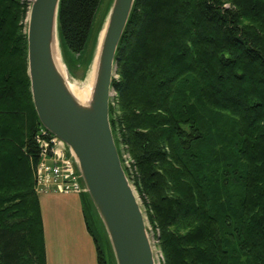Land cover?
Returning a JSON list of instances; mask_svg holds the SVG:
<instances>
[{
	"label": "trees",
	"instance_id": "16d2710c",
	"mask_svg": "<svg viewBox=\"0 0 264 264\" xmlns=\"http://www.w3.org/2000/svg\"><path fill=\"white\" fill-rule=\"evenodd\" d=\"M101 3L60 0L68 66L91 65ZM29 4L0 0V264H47ZM116 62L110 122L164 264H264V0H135ZM83 195L98 264H117Z\"/></svg>",
	"mask_w": 264,
	"mask_h": 264
},
{
	"label": "water",
	"instance_id": "95a60500",
	"mask_svg": "<svg viewBox=\"0 0 264 264\" xmlns=\"http://www.w3.org/2000/svg\"><path fill=\"white\" fill-rule=\"evenodd\" d=\"M135 0H114L99 34L92 99L78 103L55 62L60 0H31L28 74L40 122L70 148L86 191L103 221L117 264H156L137 191L123 167L110 122L116 52Z\"/></svg>",
	"mask_w": 264,
	"mask_h": 264
},
{
	"label": "built area",
	"instance_id": "2783aa9c",
	"mask_svg": "<svg viewBox=\"0 0 264 264\" xmlns=\"http://www.w3.org/2000/svg\"><path fill=\"white\" fill-rule=\"evenodd\" d=\"M34 139L39 150L38 161L34 165L36 193L87 192L69 146L43 125L36 131Z\"/></svg>",
	"mask_w": 264,
	"mask_h": 264
},
{
	"label": "crops",
	"instance_id": "0c3cea01",
	"mask_svg": "<svg viewBox=\"0 0 264 264\" xmlns=\"http://www.w3.org/2000/svg\"><path fill=\"white\" fill-rule=\"evenodd\" d=\"M78 195H83V193L62 194L49 192L41 198L39 196L44 220L47 264H98L96 245L86 225L83 200H80V197H77ZM52 200L62 203V205H59L62 213H72L73 218H76L74 227L78 234L77 241L71 234L58 237L54 236V230H48L49 224L46 221L44 209ZM54 206H58V204L55 203Z\"/></svg>",
	"mask_w": 264,
	"mask_h": 264
},
{
	"label": "rangeland",
	"instance_id": "374dc122",
	"mask_svg": "<svg viewBox=\"0 0 264 264\" xmlns=\"http://www.w3.org/2000/svg\"><path fill=\"white\" fill-rule=\"evenodd\" d=\"M113 1L114 0H102V3L96 14V21L98 20L101 21V19L106 14L108 8L111 7ZM30 4H31V0H30ZM30 4H29V7H30ZM25 23L27 27V19L25 20ZM58 47L59 46H57L56 44V49H58ZM59 53H60L61 64L65 71L66 79L70 85L72 84L71 89L74 92L73 94L76 97H78L75 91L76 90L80 91L81 93H83V98L81 99L86 100L90 94V88H91V83H92V78H93V72H92L93 68H91L92 64L89 67H86V65H78V64L73 65V66H70V65L68 66L66 62L64 61L61 48H59ZM115 95L116 93L114 92V90H112L111 98L115 97ZM122 150H123L124 164L128 167H131V163H132L131 156L129 155V153L126 151L125 148H122ZM44 194L46 193H39L38 195L41 198ZM83 196L84 195H78L77 197H80V200H83ZM137 196H138L139 202L141 203L142 210L144 211V214H145L147 230H148V234H149L152 246H153L154 255L156 258V264H164V255H163L162 250L159 247V239L157 238L156 230L152 227L149 221L148 213L144 205V200L140 197L138 192H137ZM40 198L39 200L41 201ZM55 203H57L58 206H54ZM59 205H62V203H59V201L52 200L51 203H48L47 207L44 209V212L46 214V221L49 224L48 230L50 229L51 231L54 230V233H55L54 236H58V237H63L64 235L71 234L74 237L75 241H77L78 234H77L76 228L74 227L76 218H73L74 215L72 213L71 214L62 213L60 209L61 207ZM40 206H41V203H40ZM41 210H42V207H41ZM43 224H44V220H43Z\"/></svg>",
	"mask_w": 264,
	"mask_h": 264
},
{
	"label": "bare ground",
	"instance_id": "6f19581e",
	"mask_svg": "<svg viewBox=\"0 0 264 264\" xmlns=\"http://www.w3.org/2000/svg\"><path fill=\"white\" fill-rule=\"evenodd\" d=\"M55 50H56V58H55V62H56V65H57V67H58V70L61 72V73H64V75H65V71H64V68H63V66H62V64H61V60H60V53H59V47H58V49H56V47H55ZM91 68H93L92 70V72H93V78H92V83H91V88H90V94H89V96H88V98L86 99V100H82L81 98H83V93H81L80 91H75L76 93H77V96L79 97H76L73 93V91H72V84L70 85V84H68V87H69V89H70V91L72 92V94L74 95V97L76 98V100L78 101V103L79 104H81V105H84V106H88L89 105V103H90V101H91V99H92V91H93V88H94V85H95V82H96V77H97V72H98V68H99V64H98V61L96 60L95 62H94V64L92 65V67ZM91 79V78H90ZM87 96V95H86ZM82 100V101H81Z\"/></svg>",
	"mask_w": 264,
	"mask_h": 264
}]
</instances>
